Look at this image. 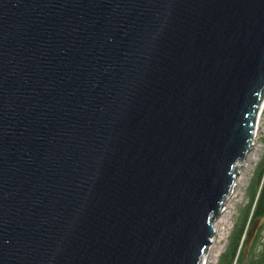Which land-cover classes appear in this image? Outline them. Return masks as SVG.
I'll use <instances>...</instances> for the list:
<instances>
[{
  "label": "water",
  "instance_id": "1",
  "mask_svg": "<svg viewBox=\"0 0 264 264\" xmlns=\"http://www.w3.org/2000/svg\"><path fill=\"white\" fill-rule=\"evenodd\" d=\"M263 97L264 0H0V264H204Z\"/></svg>",
  "mask_w": 264,
  "mask_h": 264
},
{
  "label": "rangeland",
  "instance_id": "2",
  "mask_svg": "<svg viewBox=\"0 0 264 264\" xmlns=\"http://www.w3.org/2000/svg\"><path fill=\"white\" fill-rule=\"evenodd\" d=\"M261 170V180L255 184L256 193L253 204L246 212L249 206V199L252 196L250 184L254 179L256 172ZM264 178V97L262 106L256 119V130L253 139L252 148L241 168L239 178L233 186L234 191L232 196L226 203V206L216 222L215 237L213 245L209 249V256L203 258L204 264H218L220 256L227 250L231 236L237 225L245 231L249 227L252 218L258 194L261 190ZM255 203V204H254ZM254 243V242H253ZM253 245V244H252ZM252 247V246H251ZM251 249V248H250ZM247 259H245L246 261Z\"/></svg>",
  "mask_w": 264,
  "mask_h": 264
},
{
  "label": "trees",
  "instance_id": "3",
  "mask_svg": "<svg viewBox=\"0 0 264 264\" xmlns=\"http://www.w3.org/2000/svg\"><path fill=\"white\" fill-rule=\"evenodd\" d=\"M250 228L248 227L245 231L239 225L236 226L231 236L230 244L227 250L220 256L218 264H264V243L260 239L254 241L251 249L247 253V239ZM245 259L247 260L245 261Z\"/></svg>",
  "mask_w": 264,
  "mask_h": 264
},
{
  "label": "flooded vegetation",
  "instance_id": "4",
  "mask_svg": "<svg viewBox=\"0 0 264 264\" xmlns=\"http://www.w3.org/2000/svg\"><path fill=\"white\" fill-rule=\"evenodd\" d=\"M261 173H262L261 170L256 172V174L254 175V179H253V181L250 184V189L249 190H252V196L249 199L250 202H249V206L246 208V212L249 210V208L253 204V201H254V198H255L254 196H255V193H256L255 184L259 182L260 177L262 176ZM256 203L257 204L254 203L255 204V209L253 211L252 218H251L250 223H249V228L252 227V225L254 223H256L260 219L264 218V183L261 186V190H260V192L258 194ZM263 227H264V221L262 222V224H261V226H260V228H259V230H258V232L256 234V237H255L254 241L260 239V241L264 243V228Z\"/></svg>",
  "mask_w": 264,
  "mask_h": 264
}]
</instances>
